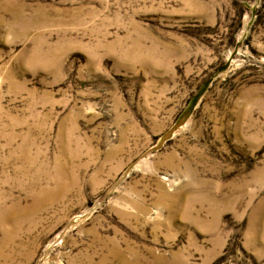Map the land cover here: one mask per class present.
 <instances>
[{
    "label": "rangeland",
    "instance_id": "1",
    "mask_svg": "<svg viewBox=\"0 0 264 264\" xmlns=\"http://www.w3.org/2000/svg\"><path fill=\"white\" fill-rule=\"evenodd\" d=\"M0 142V264H264V0H0Z\"/></svg>",
    "mask_w": 264,
    "mask_h": 264
},
{
    "label": "bare ground",
    "instance_id": "2",
    "mask_svg": "<svg viewBox=\"0 0 264 264\" xmlns=\"http://www.w3.org/2000/svg\"><path fill=\"white\" fill-rule=\"evenodd\" d=\"M147 56V55H146ZM148 59V58H147ZM16 134V133H15ZM3 140V139H2ZM1 143V142H0ZM0 147H1V145H0ZM35 159H36V157L35 156H32V155H29V160H30V162H31V164L33 165L34 163H35ZM24 160V159H23ZM22 161V160H21ZM26 167V166H25ZM35 167V166H34ZM28 169V168H27ZM22 172H23V170H21ZM26 173V172H25ZM22 174V173H21ZM29 176V175H28ZM31 176V175H30ZM21 177V176H20ZM34 182H36L35 180H34ZM33 182V183H34ZM33 186V185H32ZM32 195V194H31ZM3 206H2V202L0 201V208H2ZM4 207H6V206H4ZM10 211H13V212H15V211H20V212H25L26 211V208L25 207H22L21 206V204H14V205H12V206H9V207H7ZM4 211L6 212V209L4 208ZM3 214V213H2ZM13 216V215H12ZM5 218H6V216H5ZM4 218V219H5ZM17 220V219H16ZM28 220V219H27ZM13 224V223H12ZM15 225V224H14ZM27 225V224H26ZM6 230V229H5ZM18 230V229H17ZM13 231V230H12ZM7 232V231H6ZM7 256V255H6ZM12 257L13 256H9V258H11L12 259ZM3 260V259H2ZM1 260V261H2ZM123 264H131L130 262H129V260L127 259V258H123Z\"/></svg>",
    "mask_w": 264,
    "mask_h": 264
}]
</instances>
